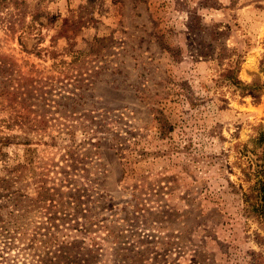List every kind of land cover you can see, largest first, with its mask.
<instances>
[{
  "label": "rangeland",
  "instance_id": "rangeland-1",
  "mask_svg": "<svg viewBox=\"0 0 264 264\" xmlns=\"http://www.w3.org/2000/svg\"><path fill=\"white\" fill-rule=\"evenodd\" d=\"M263 182L264 0H0V264H264Z\"/></svg>",
  "mask_w": 264,
  "mask_h": 264
},
{
  "label": "trees",
  "instance_id": "trees-1",
  "mask_svg": "<svg viewBox=\"0 0 264 264\" xmlns=\"http://www.w3.org/2000/svg\"><path fill=\"white\" fill-rule=\"evenodd\" d=\"M82 191H74L72 193V203L73 205H69L68 209H72V211L75 213L76 219L71 220L69 219L68 213H62L63 216L60 218L54 219V221L51 222V228H54L57 231L61 229H67V225L70 227H76L80 226L82 224L79 223V217H81L84 220V224L81 227L88 235H93L96 233L97 230H102L103 228L107 231V238H110L109 240L114 241H119V234H116L114 232L115 226H100V218L99 216L96 215L95 213V206H88L87 209H83V205L85 201L81 199V197H84ZM71 194V193H70ZM87 198H91L92 195H86ZM262 198V204L264 207V182L261 184L259 187V196L258 198ZM99 208V207H98ZM86 211V212H85ZM77 213V215H76ZM70 214V213H69ZM59 220V221H58ZM74 222V224L72 223ZM59 222V223H57ZM60 232H63L60 230ZM98 237H91L90 240L92 243H90V246L86 247H76L75 245H65L63 243H57L58 247H50L49 251L46 252L45 254H39V255H34L32 259H35L36 257L38 260L36 263H34L32 260L31 264H97V261L102 255V247L99 245L97 242ZM50 242L53 239H49ZM107 240V239H105ZM15 241L14 239L10 240L7 242V248H13L15 246ZM56 242V239L54 240ZM149 249L145 250L144 252H137L136 254L134 253V257L136 258L131 261V264H148L149 260ZM122 250H119V257H125V254H121L120 252ZM125 251V250H124Z\"/></svg>",
  "mask_w": 264,
  "mask_h": 264
}]
</instances>
